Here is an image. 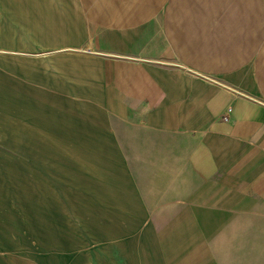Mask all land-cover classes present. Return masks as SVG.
<instances>
[{
	"label": "crops",
	"instance_id": "0c3cea01",
	"mask_svg": "<svg viewBox=\"0 0 264 264\" xmlns=\"http://www.w3.org/2000/svg\"><path fill=\"white\" fill-rule=\"evenodd\" d=\"M26 1L19 13L59 14L73 30L68 0ZM80 2L97 45L81 60L110 134L82 114L66 156L100 159L96 198L28 203L44 264L78 239L67 212L116 264H264V0ZM80 166L85 186L93 168Z\"/></svg>",
	"mask_w": 264,
	"mask_h": 264
},
{
	"label": "rangeland",
	"instance_id": "374dc122",
	"mask_svg": "<svg viewBox=\"0 0 264 264\" xmlns=\"http://www.w3.org/2000/svg\"><path fill=\"white\" fill-rule=\"evenodd\" d=\"M19 1L0 0V222L6 227L0 229V264H32L35 260L44 264L51 254L35 242V237L39 241L41 238L34 237L33 229H28L34 208L28 203L96 198L94 177L99 176L100 159L68 155L67 160L66 156L82 144L78 141L83 125H76L82 114L95 135L108 139L110 131L105 112L93 101V79L84 72L87 63L81 60L89 59L84 51L96 49L97 45L92 35L88 36L89 25L80 0H68L73 7V30L71 20L63 22L59 14L57 19L43 21L37 15L19 13V6L27 4L26 0ZM166 2L157 0V5ZM97 23L90 25L94 38L101 29ZM54 27L56 31L51 36ZM69 61L73 67L68 66ZM65 89L70 92H60ZM66 121L76 126L66 125ZM88 144L93 147V142ZM82 160L93 168V178L89 177L85 186L82 172L86 169H72ZM24 204L30 210L25 215L19 213ZM62 208L66 213V206ZM63 217L69 227L75 228L64 229L65 233H77L78 239L73 240L68 253L58 249L57 264H67L65 259L69 264H116L117 255L101 252L76 215L67 212Z\"/></svg>",
	"mask_w": 264,
	"mask_h": 264
},
{
	"label": "bare ground",
	"instance_id": "6f19581e",
	"mask_svg": "<svg viewBox=\"0 0 264 264\" xmlns=\"http://www.w3.org/2000/svg\"><path fill=\"white\" fill-rule=\"evenodd\" d=\"M16 2V1H15ZM21 4V3H20ZM51 23V22H50ZM49 27H51V26H49ZM51 30L53 31V33H51V36H53V34H54V30L56 31V29H55V27L54 28H51ZM20 102V101H19ZM61 107V106H60ZM67 123V122H66ZM45 169V168H44Z\"/></svg>",
	"mask_w": 264,
	"mask_h": 264
},
{
	"label": "built area",
	"instance_id": "2783aa9c",
	"mask_svg": "<svg viewBox=\"0 0 264 264\" xmlns=\"http://www.w3.org/2000/svg\"><path fill=\"white\" fill-rule=\"evenodd\" d=\"M229 112H230V109L227 110V113H229ZM224 119H225V120L228 119L227 115H224Z\"/></svg>",
	"mask_w": 264,
	"mask_h": 264
}]
</instances>
